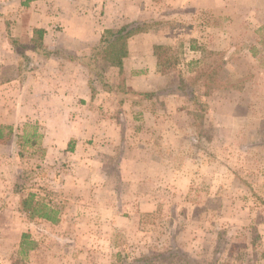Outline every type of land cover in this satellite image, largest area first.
<instances>
[{"label": "rangeland", "instance_id": "obj_1", "mask_svg": "<svg viewBox=\"0 0 264 264\" xmlns=\"http://www.w3.org/2000/svg\"><path fill=\"white\" fill-rule=\"evenodd\" d=\"M24 1L0 0V82L34 36L11 30ZM71 1L93 13L77 30L107 28L85 50L54 48L94 52L93 72L79 63L92 96L116 102L96 98L93 140L50 153L37 121L0 125V264H264V0ZM121 27L135 30L117 66L98 45ZM30 195L56 221L30 214Z\"/></svg>", "mask_w": 264, "mask_h": 264}, {"label": "crops", "instance_id": "obj_2", "mask_svg": "<svg viewBox=\"0 0 264 264\" xmlns=\"http://www.w3.org/2000/svg\"><path fill=\"white\" fill-rule=\"evenodd\" d=\"M85 10L87 12L84 11L83 15L77 12L71 0H34L28 8L21 9L23 11L21 14L14 17L16 21L11 24V30L13 29L14 35L18 36L20 41L28 42L34 28H43L45 42L49 44V48L60 45L70 52L77 53L79 51L77 47L85 50V47L95 44L102 30L107 28L99 25L93 30L91 27L83 32L77 30L78 25L75 24L93 14L91 9ZM135 13L139 15L142 11L138 8ZM3 46L7 51V46L10 45L5 43ZM9 51L12 57V50ZM15 54L17 58L13 59L11 65L17 66L16 73L0 82V92L4 91L5 97L10 95L12 98L9 110L12 111L13 117L11 119L6 115L0 117V125L22 126L27 121H37V124L43 127L42 139L46 145L48 144L49 153L58 151L59 144L61 148L70 140L78 144L93 140L92 131L97 123L91 119L90 110L93 107L97 108L96 98H99L104 111L107 112L108 105L116 102L115 95L98 89L96 97L93 98L87 73L76 61L32 53L27 60L29 66L25 64L20 73L19 65L26 61L16 52ZM2 61L9 63L2 60L0 55V63ZM149 61L154 64V57L151 56ZM153 72L154 67L149 66L148 75H152ZM85 112L89 116L88 120ZM98 120L102 125L111 127H116L119 122L108 117ZM86 126L87 129L84 131L83 128ZM108 133L109 130L104 132L105 141L111 136Z\"/></svg>", "mask_w": 264, "mask_h": 264}, {"label": "trees", "instance_id": "obj_3", "mask_svg": "<svg viewBox=\"0 0 264 264\" xmlns=\"http://www.w3.org/2000/svg\"><path fill=\"white\" fill-rule=\"evenodd\" d=\"M30 0H25L23 4H27ZM135 29H127V27H121L116 30L112 29H107L105 30V33L99 42L100 52L105 53V57L108 58L111 63L114 65L120 66L122 63V58L126 56L127 51L125 48V44L123 41V38L130 35L131 33L134 32ZM33 38L31 39V42H29V45L25 46H20V50L15 49V52L21 57V59L25 60V64L29 60L28 56L26 55V50L30 49L34 53L41 55L43 57H48V56H58L62 57L68 60L76 61L86 67L88 71L91 73L93 72L95 66L93 65L94 63V56L95 53H90L88 55H73L70 53H66L62 49L56 47V48H49L48 46H45L42 43V35H43V30L42 29H34L33 30ZM14 41V40H10ZM97 78L101 81V84L104 86L105 81L102 79L100 71L96 72ZM1 136V133H0ZM31 203H32V195L27 198L25 201L23 207L29 210L30 214L34 215L37 214L40 217H43L47 220L50 221H56L55 216H51L48 211L44 210L43 207H33L31 208Z\"/></svg>", "mask_w": 264, "mask_h": 264}]
</instances>
